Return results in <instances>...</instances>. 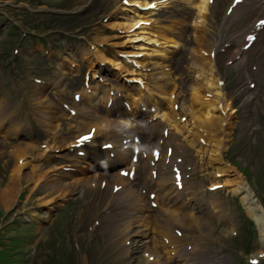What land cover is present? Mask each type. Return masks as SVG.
Wrapping results in <instances>:
<instances>
[{
  "label": "bare ground",
  "instance_id": "6f19581e",
  "mask_svg": "<svg viewBox=\"0 0 264 264\" xmlns=\"http://www.w3.org/2000/svg\"><path fill=\"white\" fill-rule=\"evenodd\" d=\"M188 2L195 8V10L197 11V15L196 18L199 20L200 24H204L207 21V18L209 16V12L211 11V6L208 3V0H188ZM257 4V0H248V9L253 11L255 10V6ZM153 5L157 8L158 6V10L160 9V7H165L167 6V4H161V2H157L155 0V2H153ZM133 6V7H131ZM135 6L141 7V8H145L144 10H147L143 13L139 12V9ZM236 9H239L240 11H242V4L238 5L236 7ZM155 9H150L147 8L146 6V0H143L141 3L139 4H132L130 5V7H128L125 12L126 13H132L131 16H128V14L125 15L126 19L124 20H114L112 21L109 26L111 28L114 29H120L124 32H130V30H132L133 28H136L137 31L134 34V36H139L141 33L144 34L146 32V30L148 29V26H146V22L149 21V17L154 16V13H156V11H154ZM157 10V11H158ZM243 12V11H242ZM238 14V13H237ZM188 17H185L183 21L190 22V18L192 15L191 14H187ZM238 15H241V13H239ZM225 18H227V16H225ZM200 31V27L196 26V30H195V36L197 37L198 33ZM97 51L92 50L91 53H96ZM213 68H209L208 70L211 71ZM130 81V85H133V81ZM215 84V76L211 75L210 80H208L207 82L203 83L204 86L212 88ZM132 87V86H131ZM131 87H127V88H131ZM126 88V86H125ZM196 106V101L193 98L192 99V103H191V107L194 108ZM216 111L217 109L215 108V106L213 104H209L208 105V112L207 115L205 113H202L201 115H199L198 117L196 116V113L192 111V117L193 119H195V128L197 130H199L200 127H204L208 121V118L213 121L215 124H220L216 121ZM176 118L177 115H171L170 113H165L164 114V120L168 123V125H170L172 127L173 130H177V125H176ZM194 136H196V133L194 134ZM222 136V132H220V134H215V138H220ZM1 141H0V145H1ZM3 153V152H1ZM47 188H49L47 186ZM53 188V187H52ZM13 188H5L3 190H0V199L2 201L7 200L11 193H12ZM235 193H237L236 190H232ZM246 198V197H245ZM242 201L245 202L244 197H241ZM247 199V198H246ZM247 212L248 214L256 221V223L259 225L260 231L261 233L264 232L261 222H262V218H261V214L262 212L257 209L256 207H253L252 205H250L249 207H247Z\"/></svg>",
  "mask_w": 264,
  "mask_h": 264
},
{
  "label": "rangeland",
  "instance_id": "374dc122",
  "mask_svg": "<svg viewBox=\"0 0 264 264\" xmlns=\"http://www.w3.org/2000/svg\"><path fill=\"white\" fill-rule=\"evenodd\" d=\"M173 17H175V16H173ZM177 18L179 20H181L182 16L179 15V16H177ZM250 173H253V175L259 176L258 173L256 172V170H254V169H251ZM260 177L262 179V188L257 190V192L264 195V174H262ZM85 205H86V203H85ZM90 205H93V204L91 203ZM90 205L89 206L87 205V210H89V211H90ZM78 207L82 208V203ZM78 211L82 212V209H78ZM226 220H229L227 215H226ZM219 222H221V221H219ZM34 226H36L37 228L34 227V228L27 230V231H20V232H24L21 235V238L24 240L25 238L23 235H26L25 233L32 232V238L30 240H24L26 242L25 245H27L28 248H32L33 250L34 249L39 250L40 260L38 262L34 263V262H32L31 257L25 258L24 264H58L57 261L50 262L46 256L52 249L51 243L55 242V239H56V231H57L56 222L50 221L47 224H45V223L42 224V221L39 220L37 222H34ZM251 226H252V228L255 227L253 224ZM1 234L4 235V237H5V236H8L10 234L15 235V232L7 229L5 232H1ZM27 237H29V235H27ZM44 241H47V242L44 244ZM3 242L4 241L2 240V236H0V250H3V248H4ZM256 244L257 245L259 244L258 238H256ZM9 254H10L9 251H6V255H3L2 257H0V261L4 260V261L12 262L13 259ZM230 264H231V262H230Z\"/></svg>",
  "mask_w": 264,
  "mask_h": 264
},
{
  "label": "snow or ice",
  "instance_id": "6c2138e0",
  "mask_svg": "<svg viewBox=\"0 0 264 264\" xmlns=\"http://www.w3.org/2000/svg\"><path fill=\"white\" fill-rule=\"evenodd\" d=\"M209 2H211V0H209ZM153 7H154V5H153ZM261 23L264 24V21H262ZM249 39H252V38L249 37ZM89 138H90V137H88V136L83 137L81 142H83L84 140H88ZM253 264H255V262H253Z\"/></svg>",
  "mask_w": 264,
  "mask_h": 264
}]
</instances>
